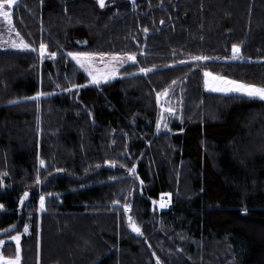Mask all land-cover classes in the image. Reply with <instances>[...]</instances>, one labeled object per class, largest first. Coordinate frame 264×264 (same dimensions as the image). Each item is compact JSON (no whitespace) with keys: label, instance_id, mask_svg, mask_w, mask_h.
<instances>
[{"label":"trees","instance_id":"obj_1","mask_svg":"<svg viewBox=\"0 0 264 264\" xmlns=\"http://www.w3.org/2000/svg\"><path fill=\"white\" fill-rule=\"evenodd\" d=\"M11 13L0 19V239L21 234L20 264H264V100L203 86L205 71L264 86V0H17ZM10 29L36 51L8 49ZM68 52L136 61L96 85ZM165 88L174 112L158 129Z\"/></svg>","mask_w":264,"mask_h":264},{"label":"snow or ice","instance_id":"obj_2","mask_svg":"<svg viewBox=\"0 0 264 264\" xmlns=\"http://www.w3.org/2000/svg\"><path fill=\"white\" fill-rule=\"evenodd\" d=\"M134 2V0H133ZM97 3L100 5L101 8L105 7V0H97ZM17 4V0H0V17L4 19L8 23V25L12 24L11 19V9L13 6ZM8 9V10H5ZM163 23V21H161ZM14 31V29H12ZM145 32H147V29H144ZM17 37H19V43H16L15 41L12 42L13 48H21V49H29L31 46L28 43H25L23 38L20 37L19 32L16 33ZM45 49L46 46L41 43L39 54L41 58L45 56ZM32 51H36L35 48L31 49ZM241 48L239 45H233L232 46V59H238L240 57ZM51 57L55 58L57 53L53 52L50 53ZM67 55L72 58L76 62L77 65L80 66L85 72L88 73V76L91 78V83L99 85L101 81L108 82L109 80L115 78L119 72V68H123L126 63L129 61L135 62L136 56L135 54H125L124 57L117 55V54H109L104 52L99 53H92V52H68ZM191 59L193 61H204L210 59L207 56H192ZM181 63H185V61H181ZM102 65V66H98ZM155 66H153L154 68ZM152 71V68H144L140 67L139 72L147 74L148 72ZM127 75H133V74H127ZM205 80L204 85L205 88L210 89L213 92H219V93H239L246 95L250 98H259L260 100H264V86L255 85L251 83H245L241 81H237L234 79H229L221 75H213L211 72L205 71L204 72ZM175 83V81H173ZM59 87V85H57ZM82 87L81 85H71V88H79ZM71 88L65 89L66 91H70ZM40 95H43L42 93H38L37 97ZM169 95V89L165 88L161 92H157V103L161 105V112H167V113H173L174 108L164 107L163 104H161V100L164 97H167ZM37 97H33L32 99H37ZM161 125V120L158 119L157 121V128L159 129ZM164 127H167V124L164 125ZM114 163V162H113ZM40 164L43 166L44 161L41 160ZM123 167V165H121ZM128 172L132 175H135L136 172V166L133 165L132 168L128 169ZM6 175V173L4 174ZM36 184L41 183V178L39 175V170L37 171V177H36ZM143 184V181H141V185ZM29 193L25 192L24 195L20 198V203L23 205L25 199L28 197ZM51 195V194H49ZM162 197L164 195L169 194H161ZM113 203H118V201H113ZM155 203V201H153ZM39 204L40 209L43 210L45 208V196L41 195L39 198ZM124 211L128 212L130 210L131 205L128 203L124 204ZM160 207L164 208L166 205L161 202ZM129 227L131 230L137 234H142L140 227H138L132 220V217H128ZM25 231H28V226L25 225ZM12 239L17 241V253L15 258H9L2 254H0V264H19L20 260V249H19V237H12ZM2 243V242H0ZM157 264H160L159 260L157 261Z\"/></svg>","mask_w":264,"mask_h":264},{"label":"rangeland","instance_id":"obj_3","mask_svg":"<svg viewBox=\"0 0 264 264\" xmlns=\"http://www.w3.org/2000/svg\"><path fill=\"white\" fill-rule=\"evenodd\" d=\"M5 10H8V9H5ZM0 19H3L2 17H0ZM4 20V19H3ZM10 32H11V35L10 36H8V38L6 39V47L8 48V49H11V50H21V51H32L31 49L33 48L29 43V45L31 46L29 49H21V48H13L11 45H12V42L13 41H15L16 43H19V37H17V35L16 34H12L13 33V31L10 29ZM9 32V33H10ZM21 37V36H20ZM24 40V39H23ZM24 42L25 43H27L25 40H24ZM117 55H120V56H122V57H124L125 56V54H117ZM70 59L72 60V58L70 57ZM75 64H76V62L74 61V60H72ZM132 61H129L128 63H131ZM128 63H126V64H128ZM125 64V65H126ZM77 65V64H76ZM124 65V66H125ZM79 68H80V66L79 65H77ZM98 66H102V65H98ZM85 74H86V76L88 77V80H89V83L90 84H92L91 83V78L88 76V73L87 72H85L82 68H80ZM120 69L121 68H119V71H120ZM209 72V71H208ZM213 74V73H212ZM213 75H217V74H213ZM119 76V72H118V74H117V76L115 77V78H117ZM203 76H204V73H203ZM115 78H113V79H115ZM113 79H111V80H113ZM204 80H205V76H204ZM204 80H203V86H204V90L205 91H207V92H211V93H216V94H220V95H237V96H244V97H248V96H246V95H243V94H239V93H228V94H225V93H219V92H213V91H211L210 89H208V88H205V85H204ZM110 81V80H109ZM100 83H104V81H101ZM248 98H250V97H248ZM252 99H259V98H252ZM260 100V99H259ZM160 107H161V105H160ZM165 114H161V111H160V114H159V117H158V119L159 120H161V124L163 123V121L165 120ZM129 176L128 177H131L132 176V174H128ZM135 178H136V180L137 181H135V180H133L132 181V185L134 184V188L136 187V189L137 190H139V188L141 187V182H140V180H139V178H138V176H136L135 175ZM163 194H169V195H164V196H167L168 198H169V202H170V204H169V207L171 206V201H172V194L171 193H167V192H165V193H163ZM152 207L153 208H155V209H157L156 207H154L153 205H152ZM169 209V208H168ZM167 209V210H168ZM158 210V209H157ZM158 211H160V210H158ZM166 211V210H165ZM128 217H130V216H128ZM133 220V219H132ZM133 222L138 226V227H140L137 223H136V221H134L133 220ZM129 223V222H128ZM140 229H141V227H140ZM128 230L133 234V235H135V236H139V235H141V234H137V233H135V232H133L132 230H131V228L129 227V224H128ZM161 230L163 231L164 229H162L161 228ZM28 232V231H27ZM26 231H25V227H24V229H23V233H27ZM164 233H165V231H164ZM142 235H143V233H142ZM16 236H18L19 237V249H20V238H21V234L20 233H16V234H14V235H12L10 238H8L7 240L6 239H0V242H2V243H0V254H2V255H4L3 253H2V248H3V246H4V243L6 242V241H11V242H13L14 243V245H15V255L14 256H12V257H9V258H15V256H16V253H17V241L16 240H14V239H12V237H16ZM19 255H20V260H19V264H20V262H21V249H20V252H19ZM5 256V255H4ZM7 257V256H6ZM160 264H162L161 262H160ZM226 264V263H225Z\"/></svg>","mask_w":264,"mask_h":264},{"label":"built area","instance_id":"obj_4","mask_svg":"<svg viewBox=\"0 0 264 264\" xmlns=\"http://www.w3.org/2000/svg\"><path fill=\"white\" fill-rule=\"evenodd\" d=\"M161 194H163V193H161ZM161 194H159V196H158L157 199L153 200V201H155V203H153V201H152V205H153L154 207H156V208H157L158 210H160V211H165V210H167V209L169 208V204H170V202H169V198H168L167 196H163V197H162ZM161 202H163V203L166 205V207L161 208V207H160V203H161Z\"/></svg>","mask_w":264,"mask_h":264}]
</instances>
